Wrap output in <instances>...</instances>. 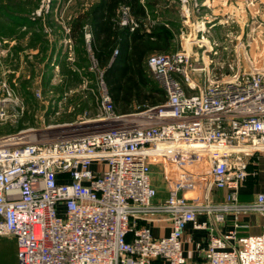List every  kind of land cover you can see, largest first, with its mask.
Listing matches in <instances>:
<instances>
[{"label": "built area", "instance_id": "1", "mask_svg": "<svg viewBox=\"0 0 264 264\" xmlns=\"http://www.w3.org/2000/svg\"><path fill=\"white\" fill-rule=\"evenodd\" d=\"M90 57L96 116L0 135V236L15 239L17 264H264V230L237 232L241 215L264 216V192L238 200L249 163L264 159V70L196 92L189 53H154L146 64L165 100L120 113ZM8 103L0 99V120ZM227 214L233 227L209 232L194 245L201 260L190 259L188 226L212 230Z\"/></svg>", "mask_w": 264, "mask_h": 264}, {"label": "rangeland", "instance_id": "2", "mask_svg": "<svg viewBox=\"0 0 264 264\" xmlns=\"http://www.w3.org/2000/svg\"><path fill=\"white\" fill-rule=\"evenodd\" d=\"M93 1L0 0L11 11L24 13L34 21L33 26L19 24L12 31L3 25L0 28L3 35L0 36V99L9 101L8 117L0 120V135L74 121L84 115L96 116L98 77L90 54L88 58L81 56L84 70L72 67L74 73H71L66 64L76 59L73 44L67 37V21L79 8ZM162 2L166 4L159 7L158 19L177 24L175 49H183L190 55L194 91L229 79L238 71L264 70V0ZM84 30L87 49L85 34L89 32L87 28ZM60 39L65 46L61 63L51 60L45 64ZM18 52L20 57L15 59ZM3 82L10 92L14 91L13 95L7 96ZM160 169L159 164L152 166L154 177L162 182Z\"/></svg>", "mask_w": 264, "mask_h": 264}, {"label": "trees", "instance_id": "3", "mask_svg": "<svg viewBox=\"0 0 264 264\" xmlns=\"http://www.w3.org/2000/svg\"><path fill=\"white\" fill-rule=\"evenodd\" d=\"M162 1L95 0L85 8H79L67 21L68 38L76 55L74 61L66 62L69 71L74 73L72 67L84 70L81 56L86 55L88 58V54H92L103 72L104 82L117 112L127 113L135 110L136 105L141 108L165 100L163 90L148 74L146 64L151 54L177 50V24L169 19H158L159 7L166 4ZM4 4L0 3V28L3 25L4 29L12 31L18 24L33 26L34 21L28 15L11 11ZM122 7L128 9L130 23L126 25L120 24ZM85 28L90 33L89 49L84 43ZM115 49L117 53L113 55ZM50 54L45 64L52 60Z\"/></svg>", "mask_w": 264, "mask_h": 264}, {"label": "crops", "instance_id": "4", "mask_svg": "<svg viewBox=\"0 0 264 264\" xmlns=\"http://www.w3.org/2000/svg\"><path fill=\"white\" fill-rule=\"evenodd\" d=\"M19 25V24H18ZM0 36H3L0 33ZM68 37V34H67ZM62 40L60 39L55 43L54 48H52V62L61 63V57L64 55V47L62 45ZM19 50V49H17ZM20 54H15V59H18ZM52 63V64H53ZM253 161L248 166L249 175L244 185L239 189L238 200L240 202H251L255 199L257 193L264 192V159L254 157ZM155 177H153V185L157 189V199L165 197L166 190L164 184ZM222 191H218L217 195H221ZM205 217H201L200 220H203ZM239 224L242 226L237 229L238 235H247V234H258L264 230V216L257 212H251L239 217ZM233 227V215H225V222L218 224L212 221L211 228L212 230H190V226L187 228V233L191 235V242L186 243L185 251L186 255L194 260L200 261L198 253L194 249V245L198 242L201 245L207 243L209 232L213 234H220L226 232V230ZM156 231V230H155ZM0 264H17L16 257V242L13 237L9 236H0Z\"/></svg>", "mask_w": 264, "mask_h": 264}]
</instances>
